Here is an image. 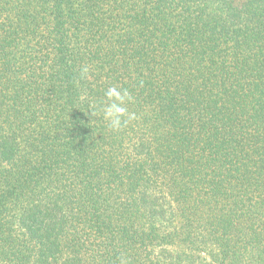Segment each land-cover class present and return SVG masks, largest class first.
Segmentation results:
<instances>
[{
    "label": "trees",
    "instance_id": "16d2710c",
    "mask_svg": "<svg viewBox=\"0 0 264 264\" xmlns=\"http://www.w3.org/2000/svg\"><path fill=\"white\" fill-rule=\"evenodd\" d=\"M0 264H264V0H0Z\"/></svg>",
    "mask_w": 264,
    "mask_h": 264
},
{
    "label": "clouds",
    "instance_id": "9594fccd",
    "mask_svg": "<svg viewBox=\"0 0 264 264\" xmlns=\"http://www.w3.org/2000/svg\"><path fill=\"white\" fill-rule=\"evenodd\" d=\"M89 69L85 66L81 69V76L85 77ZM105 100L102 102L101 112L103 119L108 122V126L118 131L126 126L130 121L135 120L136 114L129 112L127 104L133 102V97L128 89H121L117 86L109 87L105 93ZM93 116L99 113L91 110Z\"/></svg>",
    "mask_w": 264,
    "mask_h": 264
}]
</instances>
